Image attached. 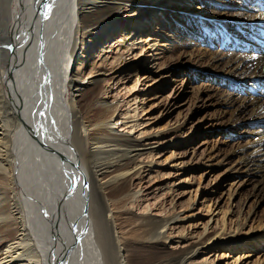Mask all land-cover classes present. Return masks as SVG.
<instances>
[{"label": "bare ground", "instance_id": "obj_1", "mask_svg": "<svg viewBox=\"0 0 264 264\" xmlns=\"http://www.w3.org/2000/svg\"><path fill=\"white\" fill-rule=\"evenodd\" d=\"M195 2L176 3L191 9ZM220 5L167 27L164 1L0 0V264H215L197 260L213 244L251 264L264 233L254 224L245 231L248 218L212 233L206 227L190 245L192 236L175 225L185 218L164 201L174 182L141 192L159 169H180L157 160L170 146L168 158L175 156L179 140L152 133V109L145 98L140 105L137 89L125 108L120 99L126 78H136L135 88L153 81L151 94L164 93L168 63L195 46L180 26H198L208 78L220 85L213 94L221 120L230 133L251 137L230 159L239 177L254 181V202L264 201V0ZM79 44H92L82 57ZM155 193L162 194L151 199Z\"/></svg>", "mask_w": 264, "mask_h": 264}, {"label": "rangeland", "instance_id": "obj_2", "mask_svg": "<svg viewBox=\"0 0 264 264\" xmlns=\"http://www.w3.org/2000/svg\"><path fill=\"white\" fill-rule=\"evenodd\" d=\"M146 1L156 3L164 1L167 3L166 9L169 20L162 22L167 27L173 25L174 17L180 18L187 12V14L192 15L201 12V10L205 11V9L208 13L214 14L221 9L220 3H228V0H212V4L208 6L206 3L203 5V1L196 0L195 6L187 9L186 6L177 4V0ZM230 1L232 2V0ZM150 20L151 17L149 20L147 19V25ZM152 23L154 24V22ZM189 26L192 29H189ZM180 27L181 31L188 32L185 37L192 44L195 41V46L192 48L189 45L186 50L188 52L176 56V59L173 58L168 63L172 82L170 81L169 84L171 85L164 93H160L158 96L154 93L151 94L150 88L153 81H149L145 85H141V81L137 88L133 85L136 78H126L123 84L122 82L119 84L120 99L123 102L122 108L126 106L124 99L130 95V91L133 92L134 89H137L136 93L140 95V105H143V98H145V107L152 109L155 119L152 133L160 132V135L164 137L179 140L177 143L179 145L174 147L175 156L168 158L173 150V146H170L168 150L164 151L165 154L161 152L157 160L167 158V164L171 162L176 165L189 166L187 170L180 166V169L176 168L173 172H170L172 170L168 168L159 169L162 172L158 177L156 176L157 178L155 177V180L147 181L148 178L142 180L143 190L141 192L145 195L153 191L156 186H161L163 183L173 184L174 182V186L176 185L174 194L164 196V201L167 203L174 201V214H180L185 218L175 225L177 228L179 227L178 230L184 232L185 236H192L193 239L188 241L190 245L206 227L212 233L223 228L224 225L231 228L239 219L242 220L243 218H248L245 231H249L251 225L254 224L255 232L261 235L264 233V201L255 203L256 198L250 195L254 181L246 182L242 175L239 177L240 169L230 159L231 154L243 148L247 144L245 142L251 137L250 135L230 133L227 131V125L221 120L222 110L216 98L218 94H213L214 89L220 88V85L208 78L212 73L206 72L208 64L205 55L206 43L199 46L205 40L206 34L198 26H192L191 22L190 25L189 22L184 24V28ZM91 45L84 47L82 44V47L79 44V56H84L83 54L88 51L87 49ZM73 62L77 64V59ZM191 68L196 69L190 70ZM244 90V92H249V86L247 85ZM167 151L170 152L167 153ZM152 160H156V158L153 156ZM183 178L188 180L186 186H181ZM137 185L139 182L135 181L133 187L136 188ZM149 185L151 188L146 189ZM161 194L155 193L150 197L156 199V196ZM149 199L144 201L152 203L153 201ZM142 206V202L136 204L128 215L131 221L138 217L137 214L140 213ZM227 217L230 220H227ZM177 232L179 231H174V233ZM179 234L176 236L179 237ZM245 236V233H242L240 239ZM181 240L183 241L184 237ZM203 249L200 248L201 252L197 260L210 258L216 259L215 264H243L241 262L236 263V254L230 247L224 249L218 244H213L209 246L207 251ZM215 254L217 255L213 256ZM252 255L249 258L251 264H264V245L257 252L252 251Z\"/></svg>", "mask_w": 264, "mask_h": 264}, {"label": "snow or ice", "instance_id": "obj_3", "mask_svg": "<svg viewBox=\"0 0 264 264\" xmlns=\"http://www.w3.org/2000/svg\"><path fill=\"white\" fill-rule=\"evenodd\" d=\"M45 7H46V9H48V10L50 11V9H51V5H45ZM45 18H47V15H46ZM45 214H46V213H45Z\"/></svg>", "mask_w": 264, "mask_h": 264}]
</instances>
